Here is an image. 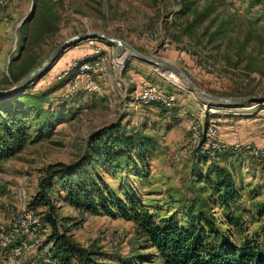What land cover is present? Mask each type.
<instances>
[{
  "label": "trees",
  "instance_id": "16d2710c",
  "mask_svg": "<svg viewBox=\"0 0 264 264\" xmlns=\"http://www.w3.org/2000/svg\"><path fill=\"white\" fill-rule=\"evenodd\" d=\"M173 1L176 8L168 13L180 21L179 33L192 46L221 51V62L228 68L240 67L246 75H264V0H235L245 7L244 15L229 8V4L227 7L224 0ZM62 2L30 0L32 11L17 28L16 50L0 77L1 91L17 84L52 50L62 22ZM194 59L200 66L196 56ZM48 71L12 98H0V166L15 159L26 147L49 140L57 126L78 114L80 109L70 108L75 103L73 96L49 100L64 82L52 81L46 89L32 92ZM132 91L137 89L129 93ZM204 91L223 98L252 95L236 92L235 88L229 93ZM252 105L257 106L246 104ZM144 107L162 118L169 115L175 119L180 103L175 102L171 110L157 102ZM221 125L216 120L219 140ZM246 146L239 153L254 161L264 176V161L248 156ZM152 148L150 136L138 130L123 136L117 123L91 133L74 162L49 165L40 171L38 189L25 205L46 231L43 243L50 246L46 258L59 264H71L72 259L78 264L103 260L104 254L95 244L81 249L69 236L84 215H93L131 225L135 254L118 260V264H264V201L248 208L241 201L245 195L234 168L239 153L228 149L212 159L192 155L187 193L177 199L168 198L163 211L159 206L143 203L133 183L125 181L132 173L136 182L145 179ZM111 173L124 174L115 189L103 176ZM54 202L63 203L76 213L78 223L58 218Z\"/></svg>",
  "mask_w": 264,
  "mask_h": 264
},
{
  "label": "rangeland",
  "instance_id": "374dc122",
  "mask_svg": "<svg viewBox=\"0 0 264 264\" xmlns=\"http://www.w3.org/2000/svg\"><path fill=\"white\" fill-rule=\"evenodd\" d=\"M62 1V22L53 40V47L78 34L101 33L121 40L137 52L140 50L139 53L149 59L163 61L177 67L193 84L198 88L201 87V90L229 93L231 88H235L236 92H251L250 97L264 98V75L262 77L255 74L246 75L240 67L228 68L221 62V51L196 48L180 35V21L168 13L176 8L173 0H167L165 3L150 0ZM224 4L226 6L229 4V8L237 10L241 15L246 12L245 7L235 0H224ZM10 5L16 13L10 22L9 19L7 21L12 27L14 40L8 59L15 53L16 31L20 21L29 11L30 0H17ZM163 38L168 39L169 45L162 43ZM176 44L180 45L182 50L175 47ZM76 46V49H68L60 55L45 78L32 88V92L35 93L50 86L52 81H55V76L65 70L73 58L90 57V48L86 42L76 44ZM95 46L101 49L102 53L109 54L110 49L108 48L111 46L98 41H95ZM119 54L125 53L120 52ZM195 56L198 59L196 60L200 61V66L196 64ZM209 56L215 59H210ZM4 64L0 67V77L3 75ZM163 73L165 72L140 64L126 56L120 75H111L107 82L99 81V89L95 94L84 95L82 91H78V95L74 94L72 98H75V103L70 108L80 110L73 120L57 126L49 140L26 147L15 159L0 166V229L7 228L18 210L17 196L23 193L26 201L36 193L40 171L43 168L54 164L74 162L84 140L91 133L117 123L121 127L123 136H129L138 130L153 139L148 173L143 177L145 179L136 182L133 179L137 177H134L133 173L125 179L128 183H133L136 191L140 192L142 202L159 206L164 211L163 205L168 198L177 199V196L187 193L193 155L186 143L187 124L184 125L182 120L179 121L175 116L176 120L169 115L162 118L144 106L136 105L134 110L131 104L133 95L128 98L129 94L134 93V91L129 93L131 89L135 90L140 82H146L156 90L170 94L178 100L183 97L184 104L197 99L185 89L182 92L175 87L174 85L178 86L179 82L173 75L167 73L172 79L164 77V80L159 77L158 74L164 75ZM117 80H122L126 84L125 92L123 87L120 89L116 87ZM61 96L62 88L50 96L49 100L56 101ZM53 106H56V103ZM213 108L217 111L214 119L219 124H223V120H226L225 124H237L238 135L231 141L220 140L221 143L229 147L232 143H238L245 147L249 142L246 135L250 130L254 131L255 136L251 144L262 139L264 104L244 105L233 109ZM242 153L235 156L239 158V162L234 164V168L236 169V181L242 185L245 195L241 201L248 208L253 203H263L264 176L260 174L255 162ZM111 175L112 173L103 174L109 187L115 189L119 178H124V174ZM252 192L253 194L248 198L246 195ZM52 205L58 218H67L73 220V224L78 223L76 213L63 203L54 202ZM82 219L83 221L75 228H71L69 236L73 243L81 249L95 244L104 254V259L98 261L97 264H118V260H127L134 256L135 244L130 224L93 215H84ZM24 239L28 241L24 242ZM24 239L21 254L13 264L50 262L46 258L50 246L46 247L44 243L38 245L37 243L41 240L40 236ZM0 264H7V262L0 257ZM71 264H78V262L72 259ZM150 264L158 263L155 261Z\"/></svg>",
  "mask_w": 264,
  "mask_h": 264
},
{
  "label": "built area",
  "instance_id": "2783aa9c",
  "mask_svg": "<svg viewBox=\"0 0 264 264\" xmlns=\"http://www.w3.org/2000/svg\"><path fill=\"white\" fill-rule=\"evenodd\" d=\"M15 1L17 0H0V25L7 23L8 16L6 14V9ZM86 43L90 48V57L73 58L70 60L66 69L55 76L56 82H64L62 86V96L64 99L70 98L78 91H82L85 94H94L99 89V81L107 82L111 75H120L126 57L125 54H119V52L112 49V47H110L109 54H105L102 53L101 49L95 46V41H86ZM162 43L169 45L166 38H163ZM174 46L182 50L180 45L176 44ZM76 47L77 46L74 45L69 49H76ZM163 74L164 75H158L164 80V77L172 79L167 73ZM116 82H118L115 84L116 87H118V89L123 87L125 92L126 84L122 80H117ZM179 85L174 86L182 92L185 91L184 88ZM151 102L160 103L167 110H171L175 102L180 103V109L175 114V117L182 120L184 125L187 124L188 135L186 143L193 155H205L212 159L228 149L234 152L243 149L241 144L238 143H232L229 147L220 142L216 120L214 119L217 115V111L213 106L198 99H192L189 101V104H184L182 100H178L170 94L160 92L146 82H140L137 86V91L134 92L132 97L131 104L134 106V110L136 105L145 106ZM245 150L251 158L264 161V145L256 146L254 144H249L246 146ZM16 201L19 205L18 210L15 212L7 228L0 229V257L3 258L7 264H13L20 256L24 238L38 235L41 237V240L37 243L39 245L44 242L46 237V231L38 218L32 211L26 208V201L23 193L17 196ZM37 244L34 245L37 246ZM45 264L59 263L55 261H46Z\"/></svg>",
  "mask_w": 264,
  "mask_h": 264
},
{
  "label": "water",
  "instance_id": "95a60500",
  "mask_svg": "<svg viewBox=\"0 0 264 264\" xmlns=\"http://www.w3.org/2000/svg\"><path fill=\"white\" fill-rule=\"evenodd\" d=\"M32 11V5H30L29 11L26 16L20 21L19 25L27 20L30 13ZM86 41H98L105 43L108 46L114 47L117 52H124L126 56L132 58V60L146 65L148 67H153L159 69L165 73L173 75L179 84L190 94L196 96L200 101L216 107V108H228L233 109L237 107H241L246 104H264V98H254V97H246V98H219L214 95L208 94L198 88L192 81L187 78V76L180 71L177 67L168 64L163 61H156L149 59L129 45L125 44L121 40L110 38L101 33L89 32L84 34H78L72 37H69L62 41L61 43L56 44L52 50L49 52L47 57L33 70H31L25 77H23L17 84L13 85L7 90H0V98L2 99H10L16 94L20 93L22 90L26 88V86L32 84L39 76L45 74L58 60L60 55L65 52L67 49L71 48L73 45L86 42ZM19 53H17L18 57Z\"/></svg>",
  "mask_w": 264,
  "mask_h": 264
},
{
  "label": "crops",
  "instance_id": "0c3cea01",
  "mask_svg": "<svg viewBox=\"0 0 264 264\" xmlns=\"http://www.w3.org/2000/svg\"><path fill=\"white\" fill-rule=\"evenodd\" d=\"M10 6L11 5H9L6 9V14L8 16L9 22H10L11 18L15 17V13H16V12L15 13L13 12V10L10 8ZM9 22L7 24H1L0 25V67H2L3 63H5L4 67H3V71L5 68L6 62L8 60V57L12 51V47H13V43H14L13 34L11 32L12 27L9 24ZM108 49H110V47ZM182 99H183V97H181L179 100H182ZM225 115H227V114H225ZM222 123H223L222 127H220V131H219L221 140L222 141L223 140L224 141H226V140L231 141L233 139V137H236L238 135L237 134V128H236L237 124H232V123L231 124H225V123H227L226 120H223ZM247 133L248 134L246 135V138L249 141L248 144H251L250 142H253V139H255L254 131L252 132V130H250ZM227 143H229V142H227ZM254 145H256V146L264 145V138L262 137V139H260L259 141L257 140V142L254 143ZM26 241H28V239L24 240V242H26ZM31 248H33V245H31Z\"/></svg>",
  "mask_w": 264,
  "mask_h": 264
}]
</instances>
